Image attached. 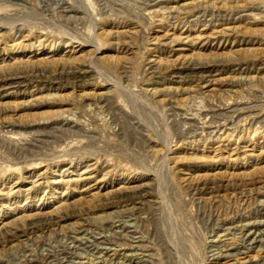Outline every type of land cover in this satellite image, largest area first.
I'll use <instances>...</instances> for the list:
<instances>
[{"label": "rangeland", "instance_id": "obj_1", "mask_svg": "<svg viewBox=\"0 0 264 264\" xmlns=\"http://www.w3.org/2000/svg\"><path fill=\"white\" fill-rule=\"evenodd\" d=\"M0 264H264V0H0Z\"/></svg>", "mask_w": 264, "mask_h": 264}, {"label": "bare ground", "instance_id": "obj_2", "mask_svg": "<svg viewBox=\"0 0 264 264\" xmlns=\"http://www.w3.org/2000/svg\"><path fill=\"white\" fill-rule=\"evenodd\" d=\"M69 127V126H68ZM167 158V157H166ZM52 258V257H51Z\"/></svg>", "mask_w": 264, "mask_h": 264}]
</instances>
